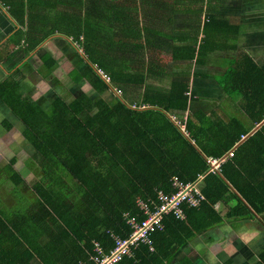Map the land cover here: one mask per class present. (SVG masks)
<instances>
[{
    "label": "trees",
    "instance_id": "1",
    "mask_svg": "<svg viewBox=\"0 0 264 264\" xmlns=\"http://www.w3.org/2000/svg\"><path fill=\"white\" fill-rule=\"evenodd\" d=\"M0 2L19 26L14 46L23 42L11 58L33 52L57 35L66 38L79 61L74 81L78 86L84 83L86 90L75 92L69 102L54 96L53 103L42 108L23 97L18 83L0 82V100L24 122L25 136L42 158V167L57 170L58 179L68 176L77 183V188L56 191L55 198L45 186L37 187L42 205L66 232L51 241L61 245L55 254H63L58 259L42 258L43 264H90L96 242L108 253L115 237L130 234L127 214L145 217L138 201L150 203L158 192H172L175 176L194 181L207 172L208 157H222L232 149L221 171L205 176L201 205L186 208L185 220L168 216L165 229L153 235L154 251L141 246L122 264H193L182 261V253L195 234L222 220L215 209L218 203L226 207L228 217H264V62L238 55L214 78L237 110L226 117L195 112L194 122L188 113L186 123L178 124L172 116L189 110L194 92L185 80L163 85L174 68L170 60L173 65L211 67V54L230 48H225L223 39L236 37L239 27L218 13L226 0L219 5L215 0ZM180 16L192 22V30L184 36L172 28ZM165 35L171 39L159 52L160 44L153 46L152 40L165 42ZM18 175L11 171L10 181L3 183L6 188L19 182ZM54 178L49 177L58 180ZM76 193L80 194L73 202L70 198ZM74 204L82 208L75 211ZM0 222L5 223L1 217ZM22 238L21 242L34 243L28 230ZM33 254L27 251L9 264H29ZM256 264H264V248Z\"/></svg>",
    "mask_w": 264,
    "mask_h": 264
},
{
    "label": "crops",
    "instance_id": "2",
    "mask_svg": "<svg viewBox=\"0 0 264 264\" xmlns=\"http://www.w3.org/2000/svg\"><path fill=\"white\" fill-rule=\"evenodd\" d=\"M252 0H240V5L234 11L228 9L218 10L219 15L226 17L230 22L236 24L239 27V32L236 37H232L226 41L223 39L225 48L229 49L217 50L213 53L225 54L230 57V60L236 58L238 55L248 54L257 61L261 56L264 57V0H256L254 5L248 6L247 2ZM0 2V82L3 80H9L11 83H18L21 87L23 97L37 103L43 96V93H39V83L46 81L49 84L55 80L58 75H61L63 81L59 82L60 89L54 88L51 91L55 96L61 97L69 102V99L65 98V95L69 93V90L74 87L75 83V68H78V59L75 58L73 45L70 44V40L63 39L65 44L63 46H55L50 48L47 43L53 39L50 38L41 44L35 51L27 54L17 55V57L11 58L13 53L18 52L20 48H23V42L17 45V37L15 32L19 29V26L13 22L7 15V8H5ZM223 6V4H221ZM248 6V7H247ZM224 7V6H223ZM224 12H228L227 14ZM230 16H236L234 18ZM242 23L252 25L256 24L255 29L246 30ZM246 31H251L254 38H258L260 49H255L254 54H250L244 47H242V39L246 36ZM253 35V36H254ZM249 36V35H248ZM57 37H59L57 35ZM251 37V36H249ZM62 40V39H61ZM186 44V42L184 43ZM234 46L235 49H232ZM70 50V51H69ZM258 57V58H256ZM54 61V62H53ZM210 66L213 68L212 72L218 69L216 65ZM187 64L180 63L174 66V69ZM189 69L198 68H210L209 66H195V64H188ZM188 75L194 76V78H201L202 83H207V80H212L208 76L209 74L203 71H191L187 70ZM205 74V76H201ZM200 75V76H198ZM180 80V79H179ZM213 81V80H212ZM216 86H219L213 81ZM84 84V83H82ZM194 92L195 101H198L197 92L191 88ZM194 86V85H193ZM37 87L39 90H37ZM165 87L169 85L165 84ZM220 87V86H219ZM220 90H222L220 88ZM223 92V91H222ZM216 93V89L211 87H204L202 93L199 95L211 97ZM223 94H225L223 92ZM75 96V93H74ZM227 100L228 96L225 94ZM74 98L70 99L72 101ZM54 98L49 102L47 106H41L42 108H48L53 103ZM191 107L187 112L190 113ZM194 112H201L193 108ZM208 111L205 110L204 115L209 117ZM180 113V112H179ZM181 112V114H184ZM216 114L215 112H211ZM26 126L24 122L16 117L9 106L0 100V217L5 223L0 222V264H9L10 259H19L21 256H25L27 251H31L35 254L30 256L29 264H43L42 258L46 259H58L63 254L62 251L55 254V249L59 246L51 243L54 237L58 236L60 232H65L62 227L54 221L48 206L42 205V198L37 195L36 190L39 185L48 186L55 193L58 190L65 189V186L70 188H77V183L74 179L67 177L64 179L60 177L58 179L57 170L51 172L50 169L42 167V158L38 155L37 151L27 140L25 136ZM15 134L17 137H15ZM21 141V145H20ZM26 147L36 151V153H25ZM28 157H31L33 167L29 166ZM43 168V170H42ZM11 171L18 173V183L14 184L10 190L6 188L4 182L10 181ZM50 173H49V172ZM54 175V179L57 181H51L47 174ZM50 180L45 181L44 180ZM73 181L72 185H67L65 182ZM56 182V184H55ZM54 186H57L56 190H53ZM46 188V187H45ZM19 191L28 195V199L23 204H18L14 192ZM52 193L50 192V195ZM80 193L73 194L70 198L73 202L76 201ZM11 198V203L7 198ZM56 195L54 194V198ZM6 201V207L4 202ZM13 208L11 211H7L9 206ZM231 204L234 202L231 201ZM75 211H79L82 208V204H74ZM221 205L218 203L215 209L219 210L222 214V220L213 227H210L206 232L195 234L187 244L182 255V261H190L193 264H256L258 262V255L263 251V239H264V217L256 216L250 218H235L228 217L226 214V207H218ZM19 207V208H17ZM219 208V209H218ZM15 219L17 221H15ZM263 227V228H262ZM28 230V236L30 242H21L22 236L26 234ZM66 233V232H65ZM15 236V237H14ZM17 237V239H16ZM21 239V240H20ZM262 245L260 246V244ZM48 248H51L48 250ZM30 249V250H29ZM155 249V248H154ZM8 252L18 254L17 256H10ZM65 257H67L65 253ZM29 258V257H28ZM23 261H26L25 259ZM189 262V263H190ZM175 264V263H173Z\"/></svg>",
    "mask_w": 264,
    "mask_h": 264
},
{
    "label": "rangeland",
    "instance_id": "3",
    "mask_svg": "<svg viewBox=\"0 0 264 264\" xmlns=\"http://www.w3.org/2000/svg\"><path fill=\"white\" fill-rule=\"evenodd\" d=\"M215 1L219 5L222 0H215ZM255 3H256V0H252V1L247 2V5L251 6V5H254ZM239 5H240V0H226V2H224V4H223L224 8L226 10L228 9L229 11H234L235 9H237V7ZM224 13L227 14L228 12H224ZM230 17L234 18L236 16H230ZM240 25H242L246 30H252V29H255L253 27H255L256 24L248 25V24L242 23ZM172 28L176 32V34L178 33V35L184 36L188 32H190L193 27H192V22L190 21V19L188 17L180 16V17H178L177 19L174 20V22L172 24ZM249 32H251V31H246V34H245L246 38L244 37L242 39V44L241 45L250 54H254L255 53V49H260V48H258V46H261V44H259L258 38H254L255 35L253 33L249 34ZM248 35L251 36V37H249ZM170 39H171V37L165 35V42L161 41V43H158L159 40L156 37H154L153 40H152L153 41L152 45L154 46V43L160 44L159 46H157V51L160 52L159 47L165 48V46L169 43ZM177 43H180V42H177ZM64 44H65V42H63V40H61L57 36H55L52 40H50L47 43V45H49L50 48H52V47L54 48L55 46H63ZM18 55H21V53H18ZM160 55H162V54H160ZM256 58H258V57H256ZM161 59L165 60V53H164V56L161 57ZM210 59H211V62H212L211 64H213V66L214 65L217 66V68H218L217 71L212 72L213 68H211V67L210 68H203V69H201V68L189 69L188 67H186V66H188V64H187L184 67L180 66V67H177L176 69L172 68L173 71L169 70L168 73L171 74V76L163 81V85L164 86H165V84L169 85L170 82H172L173 80H179V79L188 81L189 84L192 82L191 88H193L198 93L197 94L198 101L191 105V108H192L191 111L192 112H190V113L188 112V113L190 114V118H192L194 120V122L197 121V116L196 115H198V114H196L194 112V109H193L194 107L195 108H199L197 110L201 111V112H204L205 110L208 111L207 113H209V111H210V113L211 112H215L220 117H226L228 114L229 115L237 114V110H236V107L233 106V102L231 100H227V98L225 97V94H223L222 90H220V87L216 86V84L213 82L214 78H216L218 75H220L222 73L223 66H225L227 64V62L230 60V57L226 56L225 54L212 53L211 56H210ZM258 59L259 60L260 59L263 60L264 57L261 56ZM169 64L172 65L171 67L175 66V65H173V62H171V60L169 61ZM178 64H180V63H178ZM187 70L191 71V73H194V71H203V70H205L209 74L208 76L210 77V79H212L213 81L212 80H207V83H202L203 81L201 80V78H198V77L194 78V76L188 75ZM54 79L55 80L51 81L49 84H47V82L45 80L40 82L39 85H38L40 90L37 87V90H39V93H43L44 92L43 96L40 99H38V102H39V104L41 106H47L49 104V102L52 100V98H54V96H55L54 94H56V93H53L51 91L52 89H54V88L60 89L58 84H59V82L61 80L63 81L62 76L58 75ZM153 83L155 85L157 84V82H155V81ZM205 86L206 87H211L213 89H216V93H214L213 96H211V97L199 95L200 93H202V90L204 89ZM79 90H85L84 84H80L79 86L74 84V87L69 90V93H67L65 95V98L66 99L68 98L69 101H70V99L74 98V93L79 91ZM188 113H184V114L178 113V116L174 115L172 117H173L174 120L177 121L178 124H180V123L185 124L186 120H187V117H188ZM181 129L186 132V126L185 125H182ZM15 137H17L16 134H15ZM244 138L245 137L241 138V140H243ZM21 144L22 143L20 141V145ZM24 150H25L24 151L25 153H29V152H33L34 151L31 148H29V147H26ZM34 152L36 153V151H34ZM28 160H29V166L33 167L32 161H31V157H28ZM42 170H43V168H42ZM47 177L53 178L54 176H52V175H50L48 173ZM66 177H67L68 180L70 179L68 176H66ZM1 181L2 180L0 178V182ZM66 183H67V185L68 184L72 185L73 181H69V182H66ZM8 187H10V188H8ZM8 187H7L8 190H10L12 185L9 184ZM45 187L47 188V190H49V192L54 194V192L50 189L49 185L45 186ZM56 189H57V186H54L53 190H56ZM14 195H15V199H16V201H17V203L19 205L23 204L28 199V195L24 196V194L22 192H19V191H15ZM2 200L3 199H0V201H2ZM10 201H11V199L9 198L8 202H10ZM10 203H9V206L6 208L7 211L13 210V208L10 207ZM5 205H6V201L4 202V206ZM218 207H221V205H219ZM17 208H19V207H17ZM261 245H262V243L260 244V246ZM263 245H264V239H263Z\"/></svg>",
    "mask_w": 264,
    "mask_h": 264
},
{
    "label": "built area",
    "instance_id": "4",
    "mask_svg": "<svg viewBox=\"0 0 264 264\" xmlns=\"http://www.w3.org/2000/svg\"><path fill=\"white\" fill-rule=\"evenodd\" d=\"M100 74L107 81H110V77L102 71ZM232 155L233 149L222 157H208L206 159L207 172L197 175L194 181L185 182L175 176L171 180L172 192L160 191L157 200L150 203L138 201L145 217L140 219L139 215L130 216L127 214V224L131 229L130 234L126 238L115 237V246L108 253L96 242V255L92 257L90 264H122L125 257L134 256L135 251L141 246H147L151 251H154L153 235L165 229L167 217L173 215L179 220H185L186 208H198L205 200L202 194L205 176L219 173L225 160Z\"/></svg>",
    "mask_w": 264,
    "mask_h": 264
},
{
    "label": "water",
    "instance_id": "5",
    "mask_svg": "<svg viewBox=\"0 0 264 264\" xmlns=\"http://www.w3.org/2000/svg\"><path fill=\"white\" fill-rule=\"evenodd\" d=\"M260 125H261V123H260L259 125H257L256 128H257L258 126H260ZM256 128H255V129H256Z\"/></svg>",
    "mask_w": 264,
    "mask_h": 264
}]
</instances>
